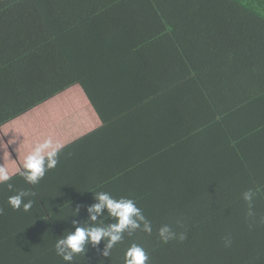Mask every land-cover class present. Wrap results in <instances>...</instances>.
I'll list each match as a JSON object with an SVG mask.
<instances>
[{"label": "trees", "instance_id": "trees-1", "mask_svg": "<svg viewBox=\"0 0 264 264\" xmlns=\"http://www.w3.org/2000/svg\"><path fill=\"white\" fill-rule=\"evenodd\" d=\"M74 85L100 125L36 185L0 184V264H69L57 239L116 222L90 219L95 192L134 199L152 232L71 264H125L134 243L149 264H264V0H0V127ZM165 224L186 239L162 242Z\"/></svg>", "mask_w": 264, "mask_h": 264}, {"label": "clouds", "instance_id": "clouds-1", "mask_svg": "<svg viewBox=\"0 0 264 264\" xmlns=\"http://www.w3.org/2000/svg\"><path fill=\"white\" fill-rule=\"evenodd\" d=\"M62 147L63 145L52 137H48L42 143L36 144L34 149L24 158V171L21 175L25 182L36 185L43 179L48 170L55 168L59 163V153ZM10 179L11 174L8 169L0 166V184L8 182ZM7 187L10 191L13 190L11 183H8ZM32 195L33 193L30 191L19 190L16 194L8 197V204L13 210L28 212L32 208L33 201L25 198ZM255 195L256 193L252 189L245 190L242 193V199L248 206L247 216L253 219L256 217L253 205ZM95 199L98 202L88 207L89 213H92L90 219L96 221L95 214L101 213V210L106 208L108 213L116 218V222L107 227L95 224L78 226L74 232L57 239L55 243L56 254L64 261L69 262V264H71L76 254H85V245L89 241L93 245H97L102 238H106L107 242L103 255L110 256V250L123 240L125 232L129 236L141 228L149 234L152 232L151 222L143 215L141 208L137 206L134 199L128 197L117 199L108 192H95ZM77 211L78 209H76ZM3 212L4 209L0 208V215ZM259 222L264 223V217H261ZM73 223L75 224L76 221H73ZM158 236L164 243L186 239L185 233H177L167 224L162 225L158 229ZM231 243V237L226 236L224 239L225 247L231 246ZM125 264H149V255L142 246L134 243L125 252Z\"/></svg>", "mask_w": 264, "mask_h": 264}, {"label": "crops", "instance_id": "crops-1", "mask_svg": "<svg viewBox=\"0 0 264 264\" xmlns=\"http://www.w3.org/2000/svg\"><path fill=\"white\" fill-rule=\"evenodd\" d=\"M40 105L24 113L23 115L13 119L12 121L5 123L0 127V148H1L0 166L7 168L11 176L24 170L23 169L24 158L34 149L36 144L42 143L45 139L48 138L46 136V133H50V131L53 133L54 131L53 127L51 126L52 122L42 127L40 123H38L39 122L38 115L37 114H35L37 116L33 115L34 110H37ZM49 109L50 110L47 111V115L45 116V118L53 117L55 118L54 119L55 122L60 120L59 116L60 115L62 116L61 113H63V111L56 113L58 111L56 110V112H54V109L52 107H49ZM52 109H53V114H51ZM92 111L94 114L93 117L97 118L96 112L94 110ZM27 114L29 115L27 116ZM32 118H34V120H32ZM35 124H37L35 126L37 131H35L33 127V125ZM97 126L98 124L95 125L94 127L89 128V131L96 128ZM54 132L56 134L55 135L51 134L50 137H52L55 141H59L64 146L70 143L71 141L77 139L81 135L87 133L88 131L85 132L82 130L80 131L81 133L76 134V137H72L73 139L69 137L70 139H65V140H62V138L59 137V135L61 134L60 130H55Z\"/></svg>", "mask_w": 264, "mask_h": 264}, {"label": "rangeland", "instance_id": "rangeland-1", "mask_svg": "<svg viewBox=\"0 0 264 264\" xmlns=\"http://www.w3.org/2000/svg\"><path fill=\"white\" fill-rule=\"evenodd\" d=\"M72 105L75 106L76 109H71L73 108ZM49 107H52L54 111L56 110L58 111L59 110L58 107H59L60 108L59 111H63V113H61L62 116L61 115L59 116L60 120L55 122L54 121L55 118L53 117L45 118V116L47 115V111L51 109V108L49 109ZM53 109L51 114H53ZM92 110L94 109L90 104L89 100L87 99L80 85H74L71 88L59 94L58 96H56L55 98L40 105L37 110H34L33 115L35 114L38 115V121H39L38 123H40L42 127L52 122L51 126L53 127V130L54 131L60 130L61 134L59 135V137H61L62 140H65V139H70L69 137L73 139L72 137H76V134L81 133L80 131L82 130L87 132L89 131V128L94 127L97 124L100 125V119L98 121L99 117L97 116V118H94L93 117L94 114ZM29 114H27V116ZM32 120H34V118H32ZM36 125L37 124L33 125L35 131H37L35 128ZM54 131L53 133L51 131L50 133H46V136L50 137L51 134L55 135L56 133ZM0 152H1V148H0Z\"/></svg>", "mask_w": 264, "mask_h": 264}]
</instances>
